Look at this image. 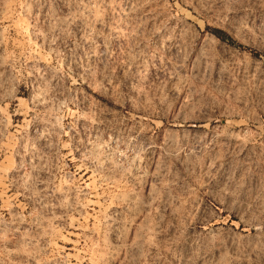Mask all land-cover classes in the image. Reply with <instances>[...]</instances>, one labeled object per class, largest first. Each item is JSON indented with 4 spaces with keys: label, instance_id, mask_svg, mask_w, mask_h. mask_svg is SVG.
<instances>
[{
    "label": "rangeland",
    "instance_id": "374dc122",
    "mask_svg": "<svg viewBox=\"0 0 264 264\" xmlns=\"http://www.w3.org/2000/svg\"><path fill=\"white\" fill-rule=\"evenodd\" d=\"M0 264H264V0H0Z\"/></svg>",
    "mask_w": 264,
    "mask_h": 264
}]
</instances>
